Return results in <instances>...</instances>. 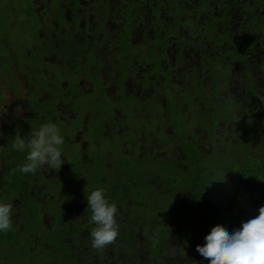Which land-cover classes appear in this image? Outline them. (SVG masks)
Wrapping results in <instances>:
<instances>
[{
	"label": "flooded vegetation",
	"instance_id": "flooded-vegetation-1",
	"mask_svg": "<svg viewBox=\"0 0 264 264\" xmlns=\"http://www.w3.org/2000/svg\"><path fill=\"white\" fill-rule=\"evenodd\" d=\"M4 14L17 87L0 81L14 86L9 89L23 96L26 109L19 116L12 111L14 117L1 127L0 186L19 173L12 172L20 166L15 158L27 157V150L11 147L16 133L27 138L33 127L49 122L63 136L64 163L32 173L31 191L49 192L45 197L51 200L56 195L55 205L68 198L59 195L62 188L56 191L55 183L70 176L82 185L91 179L98 188L104 179L112 200L115 185L106 171L119 162L110 157L119 154L162 160L174 170L177 160L189 172L187 152L193 149L216 164L234 156L236 162L224 165L225 171L238 166L235 175L246 168L249 177L264 178V0H0ZM108 43L116 48L113 59L102 49ZM131 96L135 100L128 105ZM88 102L92 110L83 111ZM98 106L102 109L93 110ZM75 107L86 119L71 129L79 133L66 134L62 121ZM179 114L181 120L173 123ZM102 143L108 145L105 152L94 150ZM15 200L23 203L19 195ZM86 204L85 198L79 206ZM241 214L240 224L259 211ZM123 216L116 219H132L128 212ZM73 238L67 239L73 248H88Z\"/></svg>",
	"mask_w": 264,
	"mask_h": 264
},
{
	"label": "trees",
	"instance_id": "trees-1",
	"mask_svg": "<svg viewBox=\"0 0 264 264\" xmlns=\"http://www.w3.org/2000/svg\"><path fill=\"white\" fill-rule=\"evenodd\" d=\"M6 26L4 14L0 16V53L3 54L0 62L3 60L5 66L0 68V78L13 81L11 52L15 50L5 40ZM75 66L79 67L77 62ZM79 69L83 72L81 66ZM3 102L0 93V103ZM187 154L189 172L181 169L183 166L177 160L172 164L174 170L162 160H147L133 153L130 158L125 154L121 158L127 167L131 166L129 172L109 173V184L115 185L109 201L122 210L121 219L127 212L132 218L127 222L117 219L119 235L103 249L112 255L102 254L103 250L91 246L88 232L95 226L88 223L91 210H86L88 204L84 208L79 206L86 198V185L77 184L80 181L73 176L59 179L55 183L56 191L62 188L59 195L68 198L63 199L64 204L55 205L56 195V200H51L49 194L45 197L49 192L31 191L32 173L18 171L0 186V202L10 198L13 202V226L7 232H0V264H199L205 261L196 251L195 239L206 243L205 237L218 224L232 233L241 226L239 222L245 216L241 213L264 206V178L253 179L246 169L236 175L234 167L225 171L224 165L234 163L233 155V159H222L216 164L193 149ZM15 160L20 166L26 163L22 157ZM135 166L140 167L136 173ZM162 168L166 170L164 174ZM137 173L139 178L135 180ZM98 184L106 190V196L109 190L105 180H99ZM93 186L98 188L96 183ZM18 195L23 203L15 200ZM17 213H21L20 218L15 216ZM69 234L74 240H83L88 248H73L71 241H67Z\"/></svg>",
	"mask_w": 264,
	"mask_h": 264
},
{
	"label": "clouds",
	"instance_id": "clouds-1",
	"mask_svg": "<svg viewBox=\"0 0 264 264\" xmlns=\"http://www.w3.org/2000/svg\"><path fill=\"white\" fill-rule=\"evenodd\" d=\"M63 144V136L54 122L33 127L27 138H22L17 132L11 147L17 151L27 150V157L26 163L12 170L13 174L16 171L35 174L44 166L60 169L64 163ZM105 191L97 188L86 195V210H91L88 223L95 225L90 232L91 246L96 250L113 244L119 235L117 204L106 198ZM258 211V216L242 222L240 228L232 233L223 225L213 227L205 237L206 243L196 247V251L206 259L199 264H264V206ZM12 214L13 202H0V232L12 228Z\"/></svg>",
	"mask_w": 264,
	"mask_h": 264
},
{
	"label": "rangeland",
	"instance_id": "rangeland-1",
	"mask_svg": "<svg viewBox=\"0 0 264 264\" xmlns=\"http://www.w3.org/2000/svg\"><path fill=\"white\" fill-rule=\"evenodd\" d=\"M9 2H10V0H5V4H8ZM66 27H67L68 30H70L69 29V25H66ZM125 29H126V32L124 33V35H125V37H127L128 32H129V27L126 26ZM106 45H108V46H106ZM106 45L102 46V49L110 56L111 59H113L114 54L116 53V48H115V46L110 45L109 43L106 44ZM66 60L67 59H64V62ZM114 71L116 72V69H114ZM69 76H74V74L69 75ZM11 77L14 80L15 76L11 75ZM17 79H18V82L20 83V73L19 72H18ZM46 80H47V78H46ZM37 81H38V79H37ZM44 82H45V75L42 76V83H44ZM12 83H13V85L15 87H17V84H15L14 81ZM13 85H11L9 87H5L4 83L2 81H0V93L2 94V96L4 98V102L0 103V135L2 134L1 133V127L4 126L6 121H10L14 117V116H12L11 112L12 111H16L15 112V113H17L16 115L19 116L20 114L24 113V111L26 109V106L24 104L25 100H24L23 96L16 95L17 94L16 92H14L11 89H9V88H13L14 87ZM20 87L26 89L25 83H20ZM43 91H44V89H43ZM133 100H135L133 96H131L130 98H127L126 104L129 105V103L132 102ZM111 102H114V100H111ZM88 105H89V102H88L87 105H83V111L92 110V106L88 107ZM77 107H79V106H77ZM77 107L74 108V110L72 111L71 114H67V116H65V121H62L63 122L62 125H63V128H64V132L66 134H69L70 132H73L74 134L79 133L80 129H76V130H71V129H73L74 127L79 128L81 126V124H82L81 120H85L86 119V114L85 113H78V110H76ZM99 109H102V107L98 106V107H95L93 110H99ZM175 115L172 118V122L173 123H174V121L179 122L181 120L180 114L177 115V116H175ZM15 120L19 121L20 119H19V117H16ZM68 120H71V121H68ZM58 122L61 123V120H58ZM82 126L84 127V124ZM90 126H91V124H90ZM68 129H70V130L68 131ZM84 133H85L84 134L85 138H88L89 137V130L88 131L84 130ZM124 137L128 138L127 136H124ZM107 147H108L107 143H102V145H101V147L99 149L95 145L94 150L100 151L102 153V152H105L107 150ZM110 159L113 162H117V161H119V162L115 164L114 169H112V170L109 169L108 171H106V173H108V174L109 173H117L119 170L129 172V168L131 166L127 167L125 165V162H121L120 161V159H121V155L120 154H119V157H118V155H114V156H111ZM233 161L236 162V159H233ZM145 163H147V162H145ZM233 169L235 171L240 172L239 169H242V168H239L238 166H234ZM244 169H246V168H244ZM16 172H18V171H16ZM87 175H89V174H87ZM87 175H83V176H87ZM138 178L139 177H138V173H137L135 175V180H137ZM85 181H86V183H84L83 185H87V184L89 185L88 192L90 194L91 191L95 190L96 188L92 185L91 179H87ZM85 181H83V182H85ZM80 183H81V181L78 182L77 184H80ZM131 211H133V209H131ZM117 215H119V212H117ZM200 244H201V242L199 241V245ZM202 245H204V244H202ZM194 246H196V245H194ZM107 253H109V255H111L110 251H108Z\"/></svg>",
	"mask_w": 264,
	"mask_h": 264
}]
</instances>
